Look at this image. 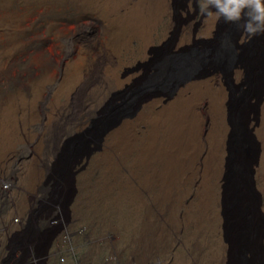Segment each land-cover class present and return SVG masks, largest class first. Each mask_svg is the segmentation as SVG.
<instances>
[{"label": "bare ground", "instance_id": "6f19581e", "mask_svg": "<svg viewBox=\"0 0 264 264\" xmlns=\"http://www.w3.org/2000/svg\"><path fill=\"white\" fill-rule=\"evenodd\" d=\"M15 1L18 5L26 2L43 6L44 10L47 6L53 10L57 6H66L65 10L76 22L66 32L53 29L58 23L57 19L64 18L51 13V9L50 16L42 17L46 29L34 44L52 43L51 49L45 48L39 57L45 63L54 61L57 70L49 74L42 69L29 81L17 80L21 87L8 78L13 77L12 69H15V79L23 70H30L27 66L29 58L19 55L4 68L5 60L21 43L18 40L7 41L6 38V42L1 44L0 67L8 75L0 81V163L13 146L25 141L27 136L29 141L39 145L38 157L42 156L44 150L41 144L50 141L47 151L51 157L49 162L53 165L61 155L60 141L65 143L70 135L65 132L66 137L62 140L55 137L58 145H54L52 141L57 132L54 128L64 132L67 124L75 122L71 112L80 110L77 117L79 131L90 132L89 140L94 137V143L98 142L99 137L102 138L101 149L95 158L104 163L105 169L119 175L124 190L130 194L129 198L137 201L138 207L148 212L159 210L163 221L169 223L192 222L200 226L204 218H210L226 238V257L233 253V243L242 240L255 253L250 257L241 255L243 246L238 245L235 253L238 264H264V231H257L263 216L258 213L256 202L253 205L252 176L248 171L255 152L253 148L247 153L246 162H243L241 142L232 137L231 95L222 77L225 72L220 73L215 66L186 71L188 65L201 60L200 56L185 58L175 65L165 62L163 57H155L160 67L164 63V69H172L171 88L165 91L150 90L140 95L136 98L140 106L137 111L121 113L104 125L101 123L103 127L98 133H94L92 128L94 117L103 114L107 104L116 98L110 97L113 90L127 87L145 76V69L141 68L123 77V56L126 51L132 50V42H137L143 60H152V43L163 19L169 18L164 39L171 37L179 26V21H171L174 0ZM11 2L13 0H1L0 4L7 7ZM191 2L187 0L188 7ZM50 18L53 22H49ZM90 23L94 24L92 35L85 31ZM209 23L208 36L215 42L213 46L216 51L233 50L237 46L236 37L242 34L241 37L245 38L243 21L236 22L237 28L231 33L226 31L223 34L220 32L224 25L220 26L216 17ZM186 27L180 29L181 34L172 51L182 52L196 41L190 26L189 29ZM260 35L259 42L249 54L251 63L257 67H260L259 46L264 40V34ZM76 36L78 44L71 51L70 40ZM32 47L30 45L27 49ZM248 53H244V60L235 61L227 68H231L236 81L248 88L252 82L248 98L254 101L243 108L241 119L246 121L250 113V128L256 131L262 147L255 177L261 182V189H264V81L262 69L256 78L248 73ZM3 77L0 76L1 79ZM119 94L122 95L123 91ZM256 104L261 107L259 118L256 116ZM244 132L251 146L246 127ZM52 165L47 166V170ZM33 166L29 176L32 179L42 176L41 169ZM143 191L151 193L149 199H144ZM11 264H21V261Z\"/></svg>", "mask_w": 264, "mask_h": 264}, {"label": "rangeland", "instance_id": "374dc122", "mask_svg": "<svg viewBox=\"0 0 264 264\" xmlns=\"http://www.w3.org/2000/svg\"><path fill=\"white\" fill-rule=\"evenodd\" d=\"M14 1L7 4V7L0 4V47L6 42V38L7 41L18 40L21 43L19 48L11 54L12 56L10 55L5 60L4 68L15 61L19 55L23 54L24 57L27 55L26 57L29 58V62L27 61L29 65L27 64V66L30 67V70H23L18 79H15V69H12L13 77L8 78L19 85L17 80L22 79L26 82L24 80L26 79L29 81L42 69L48 71L49 74L57 70L54 61L50 60L49 63H45L39 57L45 48L51 49L52 43L34 44L35 39L40 37V34L46 29L42 17L48 14L50 16L51 13L62 16L65 20L60 18V21L58 18V23L53 29L65 30L66 32L69 27L75 26L76 20L72 19L69 12L65 10L66 6H57L54 7V10L47 6L44 10L43 6H34L32 3L26 2L18 5ZM174 2L171 21L175 23L179 21V26L175 28L171 37L164 39L169 18L163 19L162 24L156 29L152 43L153 50L150 52L152 60H143L137 48V42H132V50L126 51L123 56V77L129 76L141 68L145 69V76L138 82L129 83L127 87H117L113 90L110 97L116 98L107 104V109L103 114L94 117L92 128H94V133H98L105 123L114 117L116 118L119 114L137 111L140 106L136 102V98L140 95L146 94L150 90L165 91L171 88L172 73L170 71L172 69L170 67L164 69V63L160 67L159 61L155 57H163L165 62L175 65L185 58L200 56V61L193 62L185 70L192 72L215 66L220 70V73L225 72L222 77L231 95L232 137L241 142L244 153L243 162H246L247 153L254 148L255 158L250 161L251 166L249 165L248 171L252 176L250 184L254 192L253 205L257 204L258 213L263 216L262 224L257 231H264V189H261V182L255 177L262 147L256 131L250 128L252 121L250 113L246 121L241 119L243 108L246 107V104L254 101L253 98H248L252 82L248 88L236 81L231 68L230 70L227 68L235 61L244 60L246 58L244 53L248 51L247 58L250 62L247 67L248 73L254 74L256 78L262 69V80L264 81V40L259 46L260 67H257L253 62L251 63L249 56L259 42L260 34L250 39L246 35L245 38H242L241 34L240 37H236L237 46L233 50L216 51L213 46L215 42L208 36L209 22L215 15L207 16L201 11L206 0H192L190 7H188L187 0H174ZM263 2L264 0H262ZM50 9L51 13L49 12ZM56 10L57 12H55ZM62 11L63 13H61ZM212 11L214 12V9ZM222 19L219 20V24L224 26L221 27L220 34L226 31L231 33L237 28L236 22L225 23ZM49 22H53V19L50 18ZM183 26H187L186 28L190 26L196 41L189 44L182 52L172 51L171 49L178 40L181 34L180 29ZM85 31L92 35L94 24L90 23ZM77 40V36L70 40L71 51L75 50L78 44ZM30 45L33 47L27 49ZM33 56L38 59L36 60ZM1 75L4 77L0 78V81H3L8 75L5 70L3 71L2 66L0 67ZM122 91L123 96L119 94ZM255 107L256 116L259 118L261 107L259 104H256ZM78 114H80V110L71 112L75 122L67 124L64 132L54 128L57 131L56 135L54 134V141H52L54 145H58V140L55 137H61L62 140L66 137L65 132L70 133V135L69 138H66L65 143L60 141L59 152L61 155L59 154L53 165L49 162L51 157L49 158L47 151L50 141L41 144V148L44 150L42 156L38 157L39 145L29 141L27 136H25V141L16 143L13 149L8 152L6 159L3 160L4 164L3 162L0 163V185L2 182L11 185L7 191L8 196L5 195L3 199L0 198V205L5 206L6 204V209H16V213L35 209L37 211L36 218L40 220L45 215H50L52 219H55L56 216L60 218L56 220L55 225L51 226V231L46 232L50 237L46 256L42 255V249L46 246L44 242L48 239L47 235H42L38 241V250H34V252L36 251L34 254L39 256V260L34 257V264H138L139 262L142 264H238L235 255L238 245L243 246L241 247V255L250 257L255 253L251 251L252 248L246 246L247 243L236 240L232 247L233 253L226 257L224 254L226 238L210 218H204L203 224L200 226L192 222L169 223L163 221L164 218L159 214V210L155 209L148 212L147 209L138 207L137 201L129 198L130 194L124 190L119 175L105 169L104 163H100L95 158L101 149L102 138L99 137L98 142L94 143L92 141L94 137L89 140L90 132L79 131ZM245 127L251 137V146L245 138ZM44 135L46 134L44 133ZM83 138L86 140L83 141ZM33 155L36 158L34 157L32 160ZM32 165H34L33 168L41 169L42 176L38 178L35 176L33 179L29 176ZM49 165H52V168L47 170ZM150 194L148 191H143L144 199H149ZM191 194L193 195V191ZM5 200H8L7 203ZM189 200L190 197L187 198L188 202ZM225 206L227 208L228 204ZM38 209H44V211ZM147 222L150 224H146ZM35 238L38 240V236ZM262 242L264 247V235ZM44 256L45 258L41 259Z\"/></svg>", "mask_w": 264, "mask_h": 264}, {"label": "clouds", "instance_id": "9594fccd", "mask_svg": "<svg viewBox=\"0 0 264 264\" xmlns=\"http://www.w3.org/2000/svg\"><path fill=\"white\" fill-rule=\"evenodd\" d=\"M201 11L207 16L215 15L217 21L223 18L225 23L243 21V33L249 39L255 35L264 34V3L262 0H206ZM13 212L16 213V209H13ZM17 214H21L24 219L14 237L0 235V257L2 258H0V264H11L17 261H21V264H34L36 258L39 260V256L34 254L36 252L34 250H38V241L42 235H47L46 232L51 231V226L56 223L55 221L50 224V219L53 220L50 215L43 216L41 220L36 218L35 209L17 212ZM57 219H60L59 216L55 217V220ZM35 236H38V240ZM47 238L44 242L46 247L42 249V255L45 256L50 240L48 235Z\"/></svg>", "mask_w": 264, "mask_h": 264}, {"label": "built area", "instance_id": "2783aa9c", "mask_svg": "<svg viewBox=\"0 0 264 264\" xmlns=\"http://www.w3.org/2000/svg\"><path fill=\"white\" fill-rule=\"evenodd\" d=\"M8 189L10 186L6 183H1L0 185V198L3 199L5 195H8ZM6 202V200H5ZM5 207V208H2ZM24 217L21 214H17L13 212V209H6V205H0V230L1 234L6 237H14L15 232H17L19 226L23 222ZM55 219H50V224L55 223ZM114 264V263H113ZM136 264V263H132ZM142 264V263H138Z\"/></svg>", "mask_w": 264, "mask_h": 264}]
</instances>
